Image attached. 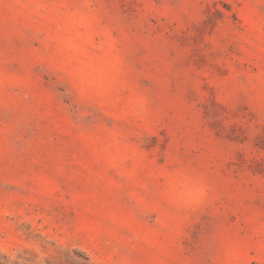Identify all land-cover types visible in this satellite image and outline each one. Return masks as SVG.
<instances>
[{"label": "rangeland", "instance_id": "obj_1", "mask_svg": "<svg viewBox=\"0 0 264 264\" xmlns=\"http://www.w3.org/2000/svg\"><path fill=\"white\" fill-rule=\"evenodd\" d=\"M0 264H264V0H0Z\"/></svg>", "mask_w": 264, "mask_h": 264}]
</instances>
